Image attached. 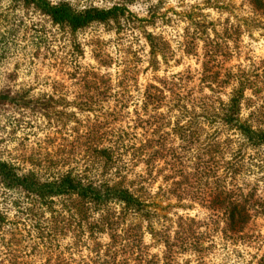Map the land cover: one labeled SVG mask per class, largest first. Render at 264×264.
<instances>
[{
    "label": "trees",
    "instance_id": "trees-1",
    "mask_svg": "<svg viewBox=\"0 0 264 264\" xmlns=\"http://www.w3.org/2000/svg\"><path fill=\"white\" fill-rule=\"evenodd\" d=\"M14 1L70 33L90 24L118 32L129 21L141 23L145 69L152 73L137 84L133 67L112 83L110 75L74 63L71 90H54L58 95L0 91V106L34 115L45 129H84L73 137L81 139L79 148L0 160V198L20 195L25 205L17 210L15 203L14 214H37L38 243L66 240L62 256L44 264H264V235L252 228L264 219V111L258 104L264 72L221 65L235 52L230 43L236 45L239 25L208 21L201 11L219 9L213 0H176L163 12L169 0H102L106 7ZM245 1L264 16V0ZM174 17L182 26L175 49L183 57L200 51L196 83L189 69L155 76L170 50L155 28L171 26ZM156 183L155 193L174 204L155 203ZM1 208L0 230L8 222ZM194 208L204 213H177ZM0 264L19 263L8 257Z\"/></svg>",
    "mask_w": 264,
    "mask_h": 264
},
{
    "label": "rangeland",
    "instance_id": "rangeland-1",
    "mask_svg": "<svg viewBox=\"0 0 264 264\" xmlns=\"http://www.w3.org/2000/svg\"><path fill=\"white\" fill-rule=\"evenodd\" d=\"M58 2L61 0H48ZM68 1V0H64ZM185 2L189 0H184ZM219 9L204 8L201 12L208 21L216 24L225 19L232 24L239 25L240 34L233 47L232 58L222 62L224 68L236 71L245 69L248 74L260 75L264 72V16L253 12L245 0H213ZM91 4L96 7L109 6V2L102 0H80L70 2L74 5ZM176 0H169L160 12L168 8H175ZM131 11L137 17H144L142 8L134 6ZM176 17L173 24L168 27H156V31L169 41L166 62L158 60L157 77L168 76L185 69L193 73L196 83L195 71L200 67V51L197 56L183 57L175 49L173 41L181 32V24L177 25ZM139 22L134 20L119 26L116 32L114 26L90 24L73 33L62 31L35 12L24 9L14 0H0V91L12 93L25 92L28 98H38L45 95H58L54 92L62 89L71 90L68 73L70 67L78 65L90 69L98 75H110L112 83L116 74L130 68H135L134 78L137 84H145L152 77V73L145 69L147 48L142 38ZM218 28V26H217ZM114 29V30H113ZM67 73V74H66ZM69 99L73 95L65 94ZM248 96V93H246ZM259 107L264 111L263 98L258 101ZM247 111L243 109L242 117ZM34 115L19 112L9 105L0 106V160L20 161L39 149L79 148L84 129H45L41 128ZM264 131V123L261 125ZM227 134H231L227 133ZM153 185L150 195L155 203L164 206L174 204L173 200L166 202L160 194L155 193ZM23 208L25 201L17 194H6L0 198L3 211H7L9 225L0 230V259L14 257L19 264H44L52 261L62 254L66 240L52 239L48 244L38 243L36 237V213L33 211L21 215L15 213ZM158 211V210H157ZM159 212V211H158ZM160 213V212H159ZM178 214L204 213L202 209L194 208L189 211L177 210ZM166 214V211H164ZM35 215V216H34ZM254 230L264 235V219L254 221ZM9 241L12 245L7 248L1 242ZM144 243H150L148 236L143 237ZM149 253H156L155 248H149ZM66 255V254H65Z\"/></svg>",
    "mask_w": 264,
    "mask_h": 264
}]
</instances>
